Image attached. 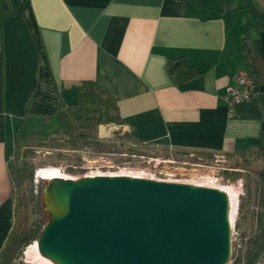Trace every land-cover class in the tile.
I'll return each mask as SVG.
<instances>
[{
    "label": "crops",
    "instance_id": "1",
    "mask_svg": "<svg viewBox=\"0 0 264 264\" xmlns=\"http://www.w3.org/2000/svg\"><path fill=\"white\" fill-rule=\"evenodd\" d=\"M186 65L194 75L183 76ZM241 69L257 92L231 106L226 87ZM85 81L115 99L139 143L257 154L264 0H0V251L17 129L74 105Z\"/></svg>",
    "mask_w": 264,
    "mask_h": 264
},
{
    "label": "water",
    "instance_id": "2",
    "mask_svg": "<svg viewBox=\"0 0 264 264\" xmlns=\"http://www.w3.org/2000/svg\"><path fill=\"white\" fill-rule=\"evenodd\" d=\"M38 252L54 264H226L227 192L130 175L53 177L41 187Z\"/></svg>",
    "mask_w": 264,
    "mask_h": 264
},
{
    "label": "rangeland",
    "instance_id": "3",
    "mask_svg": "<svg viewBox=\"0 0 264 264\" xmlns=\"http://www.w3.org/2000/svg\"><path fill=\"white\" fill-rule=\"evenodd\" d=\"M36 125L24 129V144L19 150L20 161L33 166L31 194L28 187L23 195L11 192L13 204V224L22 212L20 198L25 199L28 208L25 216L29 223L42 216L41 187L45 178L36 176L38 171L49 168L57 170L63 177L79 178L86 175H130L157 180L185 182L210 187L231 188L235 202L231 216L230 255L226 264L242 254L247 238L253 234L256 225L254 189L259 180V172L264 167L260 155H236L212 153L199 150L175 149L161 144L139 143L133 139L130 130L119 123H89L86 130L89 137L79 140L77 146L69 145V138L62 130L45 136L37 133ZM17 154V153H16ZM12 157V163L15 156ZM45 169V170H44ZM251 195H247L246 185ZM243 198V205H238ZM239 223V227L236 223ZM22 250L23 263H46L38 251L29 245ZM28 250V251H27ZM27 252V253H26ZM51 263V261H49ZM54 264V263H52Z\"/></svg>",
    "mask_w": 264,
    "mask_h": 264
},
{
    "label": "trees",
    "instance_id": "4",
    "mask_svg": "<svg viewBox=\"0 0 264 264\" xmlns=\"http://www.w3.org/2000/svg\"><path fill=\"white\" fill-rule=\"evenodd\" d=\"M179 63H172L169 61L168 72L170 74L175 73L178 69ZM185 73L183 76H192L195 74V69L191 66L186 65ZM255 81V79H254ZM256 83V81H255ZM94 122L95 124L100 123H122L120 118L115 99L103 92L94 82L85 81L78 87V98L77 102L68 107H63L55 112L53 115L43 119V122L37 124V133H41L45 136H50L56 132L63 131L69 138V145L77 146L79 140H85L89 137L87 129L89 123ZM29 124L20 126L17 129L16 138L14 140V151L15 161H10V177H11V189L10 195L15 189L17 195H23L25 188L28 187V192L31 194V183L33 178V166L28 162L19 159V150L22 144L21 139L24 134V129ZM35 125V124H30ZM132 136V135H131ZM134 139V138H133ZM135 140V139H134ZM136 141V140H135ZM264 161V140L262 145L259 147L257 152ZM247 195H251L250 186L246 185ZM254 202L256 210V227L252 235L246 240V247L242 254L238 255L234 259L233 264H253L258 253L264 246V167L259 172V180L254 189ZM20 205L24 208L22 212H19V216L15 224L12 223L10 233L0 251V264H30L29 262L23 263L22 250L32 240L37 239L42 226L46 222L44 213L40 214L39 219H35L29 223L27 216H25V208H28L25 199L20 198ZM37 206L40 205L41 201L38 198ZM243 205V198L239 202V209ZM236 226L239 227L237 221Z\"/></svg>",
    "mask_w": 264,
    "mask_h": 264
},
{
    "label": "built area",
    "instance_id": "5",
    "mask_svg": "<svg viewBox=\"0 0 264 264\" xmlns=\"http://www.w3.org/2000/svg\"><path fill=\"white\" fill-rule=\"evenodd\" d=\"M257 92L254 78L244 69L234 75V80L226 87V100L229 105L248 99ZM253 264H264V246Z\"/></svg>",
    "mask_w": 264,
    "mask_h": 264
},
{
    "label": "bare ground",
    "instance_id": "6",
    "mask_svg": "<svg viewBox=\"0 0 264 264\" xmlns=\"http://www.w3.org/2000/svg\"><path fill=\"white\" fill-rule=\"evenodd\" d=\"M36 176L41 177V178H45V179H51L53 177H63V176H61L57 172V170L50 169V168L48 170H46V171H38L37 174H36ZM223 190H225L227 192L228 196H229V201H230V217H231L232 216V213L234 212L232 209H233L234 202H235V193L232 191L231 188H223ZM29 246L32 247L35 251H38L36 242L31 243ZM43 259H44V261L46 263L52 264V262L50 263L48 259H46L44 257H43Z\"/></svg>",
    "mask_w": 264,
    "mask_h": 264
}]
</instances>
